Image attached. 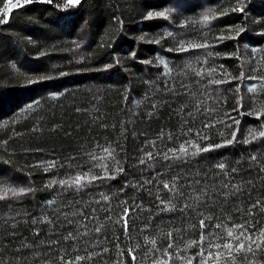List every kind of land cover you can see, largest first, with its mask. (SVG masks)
Wrapping results in <instances>:
<instances>
[{
  "label": "trees",
  "instance_id": "16d2710c",
  "mask_svg": "<svg viewBox=\"0 0 264 264\" xmlns=\"http://www.w3.org/2000/svg\"><path fill=\"white\" fill-rule=\"evenodd\" d=\"M11 3L0 264H233L227 230H264V0Z\"/></svg>",
  "mask_w": 264,
  "mask_h": 264
},
{
  "label": "snow or ice",
  "instance_id": "6c2138e0",
  "mask_svg": "<svg viewBox=\"0 0 264 264\" xmlns=\"http://www.w3.org/2000/svg\"><path fill=\"white\" fill-rule=\"evenodd\" d=\"M32 2H33V0H24V4L32 3ZM48 2L50 3L51 0H48ZM79 3H80V0H66L65 7H68L70 5L79 4ZM19 7H23V4H21V3L12 4L11 0H8V3H4L3 8L0 9V14H6V13L10 12L13 8H19ZM234 11H243V9L238 8V9H234ZM153 15L163 17L166 15V12L162 11V12H157V13H149V17H151ZM211 18H214V17H210L209 15H205L203 17L205 22L209 21ZM6 22H7L6 16H5V18L0 19V23H6ZM192 47H197V48L198 47H206V45H193ZM185 50L186 49L183 47L180 48V51H185ZM216 83H221V81H216ZM257 115H264V111L258 112ZM259 136H264V132H260ZM255 138L256 137L253 136V139H255ZM231 142L232 141H228V143H231ZM215 147H220V145H215ZM197 150L199 152H206V151H209L210 149L209 148H199V146H197ZM181 152L186 153L187 149L182 148ZM195 154L196 153H193V155H195ZM147 155L149 158H151L152 153H148ZM219 167L223 168L224 165L221 164V165H219ZM121 171H122V169H121ZM83 179H86V177H77L73 181V183L79 185ZM93 179H95V177H93ZM164 187L169 188L170 186H169V184H164ZM8 191H12V190H5L3 195L7 196ZM24 191H25L24 189L19 190L20 193H22ZM12 194L17 195L18 193L16 191H12ZM0 198H3V197L0 196ZM127 212H128V210L125 209V215H127ZM124 223L126 225L127 220H125ZM200 225L205 226L203 220L200 221ZM216 227H220V225H216ZM237 229H240L241 231H240L239 235H234V231ZM99 230L100 229L97 228V231H99ZM246 233H247V228H245V226L243 224L234 225L233 228H230L227 230V236L232 238V240L236 241L237 243L234 244L232 242H226L222 245H220V244L214 245V247L227 250L226 255H227V257H229L233 261V264H234V262H235L234 253L252 252L253 251V245H255L256 249H260L261 245L264 244V230H262L260 235L257 236L255 239H253L252 235H250V234L246 235ZM193 243H196V242H193ZM170 247H171V245H170ZM199 255L203 256V252L199 253ZM223 255H225L224 252H217L216 253L217 258H219ZM77 259H84V258L83 257H77ZM132 259L135 260L136 257L132 256ZM69 264H71V262H69ZM156 264H168V261L167 260H158V261H156ZM188 264H191V260L188 261ZM204 264H207V262L204 261Z\"/></svg>",
  "mask_w": 264,
  "mask_h": 264
}]
</instances>
